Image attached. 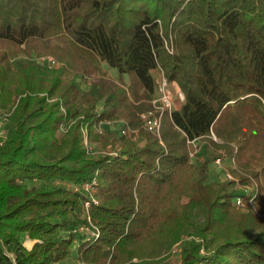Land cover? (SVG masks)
<instances>
[{"label":"trees","instance_id":"1","mask_svg":"<svg viewBox=\"0 0 264 264\" xmlns=\"http://www.w3.org/2000/svg\"><path fill=\"white\" fill-rule=\"evenodd\" d=\"M15 55L26 59L13 73ZM11 71L0 264H148L149 245L162 258L149 264H264V216L237 208L246 193L211 175L226 153L241 184H258L264 213V0H0V101ZM156 74L185 97L160 135L141 118L155 109ZM92 179L98 203L86 212L72 187ZM87 214L98 238L77 230Z\"/></svg>","mask_w":264,"mask_h":264},{"label":"built area","instance_id":"2","mask_svg":"<svg viewBox=\"0 0 264 264\" xmlns=\"http://www.w3.org/2000/svg\"><path fill=\"white\" fill-rule=\"evenodd\" d=\"M38 62L42 65L46 64L48 67L51 68H58L60 63L51 56H44V58L37 59ZM157 82V95L156 99L153 100V104L155 105L154 110H149L147 113L142 114L141 118L144 124V127L151 132L156 133L157 135H160L161 130V121L163 117V113L165 111H172L175 110V105L173 101V96L171 93V83L167 82L166 78L162 75L159 79L156 80ZM176 96L179 97L180 101H184L185 97L183 96L181 90L177 88ZM8 121V115L0 114V145H3V142L6 140L7 137V129L5 126V123ZM124 132V131H123ZM210 137L216 141L215 135L213 132H211ZM188 144H191L192 147L190 148V157L194 160L196 158L198 153V143L193 140V142L188 141ZM236 151V150H235ZM227 160L226 153H222L221 156L215 159L214 166L221 169L225 174L224 177L232 180L235 182L236 186H241L243 188V191L248 196L247 199L244 197H241L240 195L235 198V206L237 208H247L248 211H252L254 215L262 216L261 213H259L254 205L255 198L258 194V184H255L254 188L250 187L248 185H243L241 182H239L238 178L232 174V170L235 169V162L234 159H229L228 161L232 162L231 169L227 167H223L224 161ZM96 185L97 180L92 179L91 182H82L76 186H73L74 191L82 192L86 195V198L83 200L84 202V208L87 210L92 206L93 203L97 204V199L95 197V191H96ZM88 219V223H83L79 226L77 229L78 232H84L88 236L98 238L100 235V231L92 225V222L90 220V217L88 214L86 215ZM83 264V263H82Z\"/></svg>","mask_w":264,"mask_h":264},{"label":"rangeland","instance_id":"3","mask_svg":"<svg viewBox=\"0 0 264 264\" xmlns=\"http://www.w3.org/2000/svg\"><path fill=\"white\" fill-rule=\"evenodd\" d=\"M44 56H46V55H44ZM44 56L35 57V59L37 60L39 58H44ZM14 59L12 61L13 63L11 64L12 69H13V73H15L14 72L15 68H17V66H18L17 60H24V59H26V57L23 55H15ZM59 63H60V65H59V67H60L62 65V63L60 61H59ZM46 67H48V66H46ZM48 68L53 69L51 67H48ZM54 69H57V68H54ZM102 69L106 70L105 75H103L104 77L106 76L107 78H109V79H111L117 83H118V81H124L125 83L129 84V76L128 75L120 76L117 73V71L110 69L105 64H103ZM13 73L11 71V74L6 75L5 82L2 85V99L0 101V114L1 115L2 114L6 115V116L9 115L11 109L14 108L16 103H17V102H15L16 101V98H15L16 94L14 93V88L12 87V90H11V86L15 85V81H16ZM160 77H161V75L156 74L157 79H159ZM96 79H97V77L94 75L89 76V77L85 76L83 79H80V83H81V85L83 83L84 84L83 89L87 90L88 83L89 82H95ZM171 93H172V95L174 94L173 88L171 89ZM156 95H157V93H156ZM177 97L178 96L175 95V98H177ZM7 123L8 122L5 123V126L7 125ZM112 126L113 125L111 123H106L105 125H101V128L103 129V130L102 129L101 130L103 132L108 131V130H112V129H114ZM84 143L86 145H88L86 139H85ZM231 166H232V162H230L228 160L224 161L223 167H227V168L231 169ZM212 168H213V170L211 171L212 178L215 179L216 181H223L225 173L221 169L215 167L214 165L212 166ZM226 179H228V178H226ZM30 186H32V184H30ZM235 187L243 191V188L241 186H239V187L235 186ZM262 195H264V193H262ZM256 204H257L256 201H254L255 208H257ZM244 210H248V209L244 208ZM263 216H264V213L262 214V216H258V217H263ZM261 228H264V218H262L261 220H259V222L256 223V229L259 230ZM232 231L233 230L231 228H227L226 230L221 231L220 234L231 233ZM193 236H194L193 233L188 232V234L186 236H184V238L186 239V238H190ZM32 244H33V242L29 239L25 240V242H24V245L27 247H30ZM149 246L144 247L145 252L150 254V256L148 255L149 257L146 258V262L149 264V263H154V262L157 263L160 260H162V258H160V256L153 254V251H156V249H157L156 247H158V246H153V245H149ZM176 248L177 247L175 246V249ZM136 261H138V259ZM140 261H142V260H140ZM68 264H78V261H76L75 259H72V260H69Z\"/></svg>","mask_w":264,"mask_h":264},{"label":"crops","instance_id":"4","mask_svg":"<svg viewBox=\"0 0 264 264\" xmlns=\"http://www.w3.org/2000/svg\"><path fill=\"white\" fill-rule=\"evenodd\" d=\"M172 88H173V91H174V94L172 95L173 96L174 105H175L176 110H178V108H180L181 104L183 103V101L179 100V97L175 98V95H176V92H177V88L179 90H180V88H179L178 84H176V83L171 84V89Z\"/></svg>","mask_w":264,"mask_h":264}]
</instances>
